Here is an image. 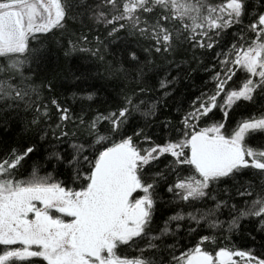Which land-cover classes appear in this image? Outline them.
<instances>
[{"label": "snow or ice", "instance_id": "1", "mask_svg": "<svg viewBox=\"0 0 264 264\" xmlns=\"http://www.w3.org/2000/svg\"><path fill=\"white\" fill-rule=\"evenodd\" d=\"M253 7L251 0H0V108L33 112L30 124L40 126L50 125L51 105L59 114L53 139L70 149L48 157L66 167V180L39 175V164L21 178L38 151L34 143L0 149V264H264V240L239 249L218 238L240 231L244 219L264 233V0L254 14ZM69 19L90 29L94 22L117 40L121 32L146 40L147 54L171 55L185 46L199 51L209 57L201 67L211 86L183 111L178 126L165 121L157 134L149 118L159 100H140L149 61L132 51L107 71L139 92H122L113 111L85 120L57 99L45 104L41 93L53 84L36 85L32 64L39 67L42 46L57 30L67 31ZM61 46L66 55L104 60L99 36L70 33ZM171 83L160 81L165 96ZM164 195L180 210L161 227L156 212ZM225 211L226 221L219 218ZM185 224L200 236L186 250L177 239ZM125 249L139 254L130 257Z\"/></svg>", "mask_w": 264, "mask_h": 264}, {"label": "trees", "instance_id": "2", "mask_svg": "<svg viewBox=\"0 0 264 264\" xmlns=\"http://www.w3.org/2000/svg\"><path fill=\"white\" fill-rule=\"evenodd\" d=\"M251 3L254 7L250 9V13L254 14L258 10L255 6L258 5L259 0H251ZM88 23L93 25L91 29L82 27L79 19H69L65 25L67 31L57 30L55 35L50 37L42 46L44 50L40 53L41 63L39 67L33 63L32 68L36 72L34 78L36 85H39L41 81L44 83L50 81L53 84L52 91L49 92L45 89L41 93V97L44 98L43 103L48 104L50 99H57L62 107L70 109L71 115L74 117L82 116L85 120L91 119L99 112L107 114V112L113 111L118 96L122 92L132 88L139 92V88L135 87L134 84L123 78H114L107 71L109 64H119L130 59L132 51L136 52L142 63L145 58L149 61L145 68L148 85H140V87H146V91L140 96V100H144L148 104L159 100L156 117L149 118L151 120L150 130L157 134L160 131L158 126L165 121H171L173 126H178L183 111H188L189 105L200 95L201 91H208L211 86V75L205 68L201 67V64L208 63L209 57L201 55L199 51L194 54L190 48L185 46L178 48L171 55L147 54L144 52V49L149 47V43L146 40L138 39L127 32H121L119 36L123 40H117L115 37H109L108 30H105L103 26L97 29L94 26V22ZM244 23L247 24L248 21L245 20ZM81 31L88 33L90 40H94V37L99 36L104 41L103 61L90 56L88 53L65 54L67 48L61 45L66 43L70 33L79 35ZM231 31L235 32L236 29L233 28ZM32 47L41 46L33 44ZM25 74L31 75L28 72ZM162 80L174 81L167 88V96H165V90L160 88V81ZM205 82H208V87H205ZM89 94H92L93 98L91 100L87 99ZM49 110L52 112L50 125L41 124L37 126L30 124L34 116L33 112H25L23 110L19 112L5 111L0 108V149L5 147L9 149L21 146L26 147L33 143L38 147V151L31 156V159L20 170L23 173L21 178H26L30 175L33 164H39L41 166L39 175L44 176L50 173L56 180L67 179L66 167L56 164L55 160L51 163L48 162L51 151L55 150L61 153L70 151L67 144L57 145V142L53 139L50 129H54L56 123L59 122V114L51 105H49ZM237 111L239 113L243 110ZM135 115L142 125L144 118L139 113ZM220 118L221 114L218 112L213 119L219 120ZM240 118V115H236L237 120ZM41 128L44 130L41 131ZM56 134L59 135L58 132ZM53 145L57 146L54 148ZM223 187L225 186L221 185V188ZM222 195L227 198L228 194L222 193ZM170 199V196L164 195V202L158 204L157 207L156 219L161 227L164 220L180 210L174 204L168 202ZM237 200H233L231 203H236ZM197 206L204 207V205ZM207 206L211 207L212 205L209 204ZM190 210L186 209V211ZM219 218L225 221L230 219L226 211ZM173 227H175V224H173ZM258 228V224H252L248 219H244L241 221L240 231L233 232L231 236L227 232H223L218 234V238L223 246H234L239 249L245 247L257 248L264 240V233L254 231V229ZM200 235H211V233L201 230ZM251 236L255 237L254 241ZM224 237H229L230 243H227ZM199 238L200 236L196 233L188 232L187 224L184 225L177 236L180 241L179 247L185 250L193 247ZM165 243L171 244L174 241L167 239ZM140 247H144V244H141ZM212 247L215 246L213 245ZM124 254L131 257L139 253L135 249H125ZM34 259L39 260V258ZM43 264H46V262H43Z\"/></svg>", "mask_w": 264, "mask_h": 264}]
</instances>
